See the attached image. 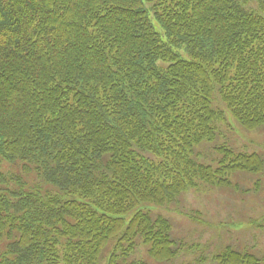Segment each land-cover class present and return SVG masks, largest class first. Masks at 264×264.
Returning <instances> with one entry per match:
<instances>
[{"label":"trees","instance_id":"trees-1","mask_svg":"<svg viewBox=\"0 0 264 264\" xmlns=\"http://www.w3.org/2000/svg\"><path fill=\"white\" fill-rule=\"evenodd\" d=\"M228 117L264 128V0H0V264L172 262L156 212L264 171L200 161Z\"/></svg>","mask_w":264,"mask_h":264},{"label":"rangeland","instance_id":"rangeland-1","mask_svg":"<svg viewBox=\"0 0 264 264\" xmlns=\"http://www.w3.org/2000/svg\"><path fill=\"white\" fill-rule=\"evenodd\" d=\"M220 130L216 142L199 147L202 163L215 165L222 146L236 152H257L264 159V128L249 132L228 117ZM4 167L11 168L7 163ZM231 177L230 188L201 184L199 189L183 195L177 204L156 212L173 225L172 237L181 247L175 260L154 262L142 245L130 260L146 264H217L214 256L227 246L264 257V171L240 172ZM36 182L40 184V180Z\"/></svg>","mask_w":264,"mask_h":264},{"label":"bare ground","instance_id":"bare-ground-1","mask_svg":"<svg viewBox=\"0 0 264 264\" xmlns=\"http://www.w3.org/2000/svg\"><path fill=\"white\" fill-rule=\"evenodd\" d=\"M37 180H38V181L40 180V185H42V181H41L42 179H37ZM43 185H45V184H43ZM53 190H54V189L51 188V191H53ZM252 253H253L254 255H256L254 252H252Z\"/></svg>","mask_w":264,"mask_h":264}]
</instances>
